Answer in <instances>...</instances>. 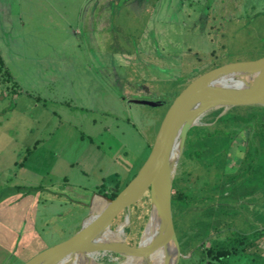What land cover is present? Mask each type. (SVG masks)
I'll use <instances>...</instances> for the list:
<instances>
[{"label": "rangeland", "instance_id": "rangeland-1", "mask_svg": "<svg viewBox=\"0 0 264 264\" xmlns=\"http://www.w3.org/2000/svg\"><path fill=\"white\" fill-rule=\"evenodd\" d=\"M2 2L6 16L0 18L10 33L1 35L0 30V51L15 80L3 82L6 77L0 75V126L8 119H24L16 113L14 117V112L10 118V92H23L14 98L22 108L26 92L38 99L40 125L45 124L29 153L15 146L9 152L12 144L0 129V161L10 167L13 159L17 162L13 171L7 170L9 182L20 188L19 193L38 188L42 195L38 210H33L34 225L22 221L18 226L22 241L9 264H24L69 240L87 215L93 194L118 195L128 186L151 151L176 89L211 69L264 57V0ZM212 119L208 114L201 124L210 125ZM244 134L246 138L249 131ZM34 136L33 132L26 139ZM244 139H236L223 171L238 168ZM183 151L176 176L187 172L185 184L191 185L204 171L190 161L183 163ZM212 174L216 173H209L210 182L225 183ZM254 181L236 185L240 193L234 196L241 200L232 223L236 232L264 233V185L258 188ZM134 205L139 217L136 213L132 219L131 214L124 232L131 246L141 239L149 199ZM199 206L212 224L227 229L223 225L230 219L219 217L206 204ZM187 225L179 239L186 258L179 264H205L199 252L187 249L195 245L189 240L203 226ZM205 229L211 238L226 237L225 231ZM207 242L198 245L208 247ZM255 242L258 255L248 251L225 264H264V239Z\"/></svg>", "mask_w": 264, "mask_h": 264}, {"label": "water", "instance_id": "water-1", "mask_svg": "<svg viewBox=\"0 0 264 264\" xmlns=\"http://www.w3.org/2000/svg\"><path fill=\"white\" fill-rule=\"evenodd\" d=\"M264 108V57L254 61L223 66L194 78L173 100L155 137L151 151L128 186L115 198L93 194L87 215L69 240L36 254L24 264H102L93 258L111 253L130 264H179L186 258L180 251L172 219L173 181L184 148L186 135L211 112L220 117L237 107ZM175 149V150H174ZM175 151V152H174ZM148 191L149 213L140 241L135 247L125 241L124 232L131 221V207ZM125 211L113 229L115 216ZM151 235L144 242L148 226Z\"/></svg>", "mask_w": 264, "mask_h": 264}, {"label": "trees", "instance_id": "trees-1", "mask_svg": "<svg viewBox=\"0 0 264 264\" xmlns=\"http://www.w3.org/2000/svg\"><path fill=\"white\" fill-rule=\"evenodd\" d=\"M1 74L6 77L3 82L11 78L8 71L4 69L0 58ZM185 87L186 85L176 89L175 91L177 92L173 98ZM220 112L221 110L209 113L213 116L210 125L193 127L187 133L184 143L183 163L190 161L202 168L204 173L201 177L196 178L191 185L189 183L185 184V178L188 177V173H180L173 181L171 195L172 219L174 229L179 235V237L176 235L178 242L182 234L186 233L184 228H186L185 225H187L186 222L188 220L189 226H203L202 230L189 240L195 242V248L193 246L187 249L190 251L195 249L194 251L199 252L200 260L205 262V264H225L227 259L234 256H243L248 251L252 255H258L259 249L255 241L264 239L262 231L244 234L236 232L232 228L233 218L239 213L237 211L241 201L238 196H234L235 191L240 193L238 188H236L237 183L243 181L245 184H250L254 179L253 184L258 186V188L264 185V108L258 106L232 108L222 116L214 119ZM246 130L249 131V134L245 138L244 133ZM239 136L243 139L245 138L243 156L238 168L234 172L227 173L223 171L226 162L225 157ZM212 171L216 173L215 175L212 174V176L223 178L225 183L221 182L223 184L220 185V183L214 181L210 182L207 177ZM216 181L219 180L217 179ZM198 183H200V186H196ZM226 183H230L231 186L225 187ZM116 196V193H112L107 197L113 199ZM145 198L149 199L148 191L138 202ZM200 202L203 207L206 204L209 210L210 208L216 210L219 213L218 216H223L226 221L230 219L231 222L229 221V224L225 223L223 225L227 228L224 230L226 233L224 239L211 238L207 233L205 228H208V226L212 227L210 231L214 233H222L224 231L221 227L212 224L209 217L203 215V209L199 206ZM138 209H136L135 205L131 207L132 219L136 216V213L137 217H139L140 209ZM175 211L177 212L176 215H174ZM123 213L124 211H120L115 216L114 220L118 216L120 218L115 223H113V220L112 229L122 221ZM219 217L218 219L220 220ZM146 220L147 216H145L144 222ZM205 240L208 241V247H205L204 244L198 245ZM136 245H132V247ZM181 247L180 251L182 253Z\"/></svg>", "mask_w": 264, "mask_h": 264}, {"label": "crops", "instance_id": "crops-1", "mask_svg": "<svg viewBox=\"0 0 264 264\" xmlns=\"http://www.w3.org/2000/svg\"><path fill=\"white\" fill-rule=\"evenodd\" d=\"M5 7V4L2 2V0H0V16L2 15V17L3 15L6 16V13L4 12ZM0 20L1 35L3 33H10L9 28L6 25L4 26V20L2 18H0ZM10 40V44L13 43L12 39ZM4 50L7 51L6 48H4ZM0 58L4 66L5 62L2 58L1 51ZM4 69L8 71L11 79L14 81L15 79L14 77L12 78V74L10 73V71L6 69L5 66ZM10 93L12 96L10 105L12 111H10V118H12L11 112H14V117H16V113L24 119L22 121H17V119L10 121L8 119L7 122L2 123L0 129L6 136L8 143L12 144V148L11 150H9V152L15 151L13 146H15L16 149L17 147H19V149L24 148L28 152L33 146L34 142L37 141L36 138L38 139L39 135L42 134L44 130L45 124L42 123L40 125V116L39 114H37V111H39L38 109L41 105L39 104L38 99H36L34 96L31 97L29 92H26V94L23 96L24 98L20 100L24 104V107L22 108L18 105V103L16 105L14 98H16L15 100H17L18 95L23 92ZM33 113H35V115H33ZM17 130H20L19 135V131ZM33 132L35 136L31 138V141L27 140L26 135L32 134ZM34 139L36 141H34ZM1 157L2 155L0 156V159ZM16 163V160L13 159L11 167L10 164L6 166L3 162L2 165L0 164V264H9V261H11L13 256L16 254V251L19 248L18 242L22 241L23 236L21 234L22 231H18V226L22 223V221L29 226L34 225L36 221L34 217L35 211L33 210H38L39 204L41 203L42 199V195L38 191V188H30V193H19L20 188L17 186L14 187L12 182H9L11 175L7 170H12L13 167L16 166ZM20 200L21 202L18 203ZM23 201L26 202V205H24Z\"/></svg>", "mask_w": 264, "mask_h": 264}, {"label": "bare ground", "instance_id": "bare-ground-1", "mask_svg": "<svg viewBox=\"0 0 264 264\" xmlns=\"http://www.w3.org/2000/svg\"><path fill=\"white\" fill-rule=\"evenodd\" d=\"M152 229L153 227H151L150 225L147 227L142 241L145 242L148 239V237L152 233ZM93 258L97 260L98 262H101L102 264H130L129 260H125L124 258L115 256L111 253H98V254L93 255ZM154 261H156V263L158 264L159 262H161V255L159 253H156V255H154Z\"/></svg>", "mask_w": 264, "mask_h": 264}]
</instances>
